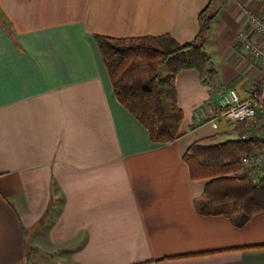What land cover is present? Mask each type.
Segmentation results:
<instances>
[{
    "label": "crops",
    "instance_id": "crops-1",
    "mask_svg": "<svg viewBox=\"0 0 264 264\" xmlns=\"http://www.w3.org/2000/svg\"><path fill=\"white\" fill-rule=\"evenodd\" d=\"M210 3L205 49L217 75L178 72L180 134L153 142L117 99L94 36L170 34L185 44ZM250 13L264 15V4L0 0V264H23L27 237L40 232L74 264H264V209L243 226L206 212L214 177L193 179L184 160L196 141L244 138L247 126L214 129L208 119L224 92L246 97L264 81V62L238 39L264 46Z\"/></svg>",
    "mask_w": 264,
    "mask_h": 264
},
{
    "label": "trees",
    "instance_id": "trees-1",
    "mask_svg": "<svg viewBox=\"0 0 264 264\" xmlns=\"http://www.w3.org/2000/svg\"><path fill=\"white\" fill-rule=\"evenodd\" d=\"M198 18L199 32L185 44L170 34L94 36L117 99L146 126L153 142L171 143L180 134L185 115L177 97L178 72L194 68L203 80L217 75L205 49L206 33L215 18L211 3ZM259 133L260 129L246 127L243 139L215 145L196 141L184 154L193 179L214 177L206 185L205 211L224 214L238 226L264 209V173H251L242 163L244 156L264 149Z\"/></svg>",
    "mask_w": 264,
    "mask_h": 264
},
{
    "label": "built area",
    "instance_id": "built-area-1",
    "mask_svg": "<svg viewBox=\"0 0 264 264\" xmlns=\"http://www.w3.org/2000/svg\"><path fill=\"white\" fill-rule=\"evenodd\" d=\"M250 26L264 37V15L250 13ZM239 41L251 54L264 62V46L256 45L246 34L239 35ZM208 122L214 129L219 127L221 121L244 123L249 129H260V137L264 140V81L261 87L242 97L238 90L231 88L222 94L220 107L210 112ZM199 121L206 118V112L201 109L196 113ZM246 137V136H245ZM243 168L251 173L262 175L264 173V149L242 158Z\"/></svg>",
    "mask_w": 264,
    "mask_h": 264
},
{
    "label": "rangeland",
    "instance_id": "rangeland-1",
    "mask_svg": "<svg viewBox=\"0 0 264 264\" xmlns=\"http://www.w3.org/2000/svg\"><path fill=\"white\" fill-rule=\"evenodd\" d=\"M40 233L41 234H37L31 239L27 237L26 253L23 264H74L70 261V255L68 253L69 248H67V250H62L60 247L57 248L48 245L45 242L44 233Z\"/></svg>",
    "mask_w": 264,
    "mask_h": 264
}]
</instances>
